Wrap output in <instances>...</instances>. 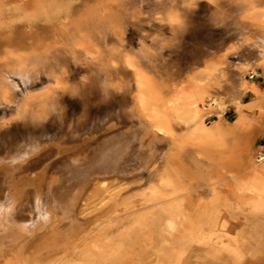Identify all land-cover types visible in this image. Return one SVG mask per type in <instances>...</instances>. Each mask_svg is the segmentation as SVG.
Wrapping results in <instances>:
<instances>
[{
  "label": "rangeland",
  "instance_id": "374dc122",
  "mask_svg": "<svg viewBox=\"0 0 264 264\" xmlns=\"http://www.w3.org/2000/svg\"><path fill=\"white\" fill-rule=\"evenodd\" d=\"M246 1L257 5L264 3V0H0V78L3 76V70L14 63V55H8L7 58V47L12 51L30 53L36 46H52L54 49L53 45L62 41L61 29L73 30L82 37L89 36V54L85 58L81 56L83 63L73 66L68 76L61 77V82L54 88L53 94L56 108L50 107L42 119L36 118L33 113L19 116L15 110L17 104L21 103L24 89L37 90L48 82V76L40 72L35 83H24L19 76H12L13 83H16L14 100L19 101L0 99V146L15 144L14 148L18 149L19 145L22 147L32 137L42 142L58 139L59 136V139L66 140L69 138L68 135L75 139L77 134L79 138L80 135L87 134L85 132L95 133L96 136L89 139L86 145L77 150L72 149L69 154L61 157L52 181L42 186L40 197L44 196L46 199L49 198V193H52L51 197L57 199L59 205L69 195L68 192L65 193L66 189H70L69 187L87 172L97 171L104 163L115 165L118 162L120 169L126 168L125 171L129 173L132 171L130 164L134 162L137 152L144 149L147 151L151 149L160 160L168 150L167 140L161 136L150 139L145 126L136 121L129 111L132 104L130 77L122 72L118 74L119 68L114 71L110 63L116 65L122 53L129 54L137 61L152 92L151 100L155 111L164 118L170 129L177 131V124L165 115L162 108L169 89L172 84L178 85L181 82L191 66L207 58L217 59L220 66L224 65L221 57L214 58L210 55L211 49L235 36L234 26L240 20ZM20 4H23L25 10L15 11V6ZM27 4H30V7ZM239 51L240 49L228 56L234 64L243 60L238 55ZM36 60L34 63L39 66V61ZM255 69L259 76L255 75L254 81L264 88L262 70L259 66ZM108 76L116 80L124 79L120 94H109L104 90V80ZM246 77L251 79L248 75ZM225 78L231 79L228 70L225 72ZM88 79L89 84L91 80L97 82V88L90 89L89 85V97L83 98L77 92L76 86L79 80ZM224 83L219 80V84ZM210 85L209 89L212 91L214 87H218L217 84ZM175 92L176 89H173V93ZM250 92L248 90L245 94L244 101L250 99ZM31 104L35 107L34 101ZM200 107L205 108L203 110L207 115V124L219 118L214 110L202 105ZM234 116V109L227 107L220 118L230 121ZM108 118L118 120L117 124L121 126L103 134L101 130L105 129V120L108 121ZM62 128L67 133L62 131ZM232 138L227 136L222 147L218 146L219 142H212L209 139L210 153L216 155L218 150L227 147L230 165L226 164L227 167L222 171L231 172L233 175L228 182L244 181L247 185L253 186L252 180L256 175L251 169H247L244 146ZM260 144H264V132H253L250 139L252 149ZM183 150L189 151L193 148L187 145ZM188 154V160L194 161V154ZM50 158L43 156L37 164L38 167H43ZM214 161L216 158L211 160L209 157L202 158L201 163H198L199 168L194 166L192 170L199 169L205 173ZM73 166L77 171L73 170ZM126 172L109 177L104 183L106 189L100 187V184L91 186L85 201L76 206L74 213L66 215L55 210V219L50 221L53 228L30 246L27 253L36 258L39 256L38 262L46 261L55 254L62 255L63 243L70 240V237L80 229L82 231L93 227L95 219H99L98 213L101 208L107 207L114 194L127 191L130 187L143 184L147 180L144 171L131 177L125 176ZM195 181L196 179L193 180L194 183ZM76 187L70 190L71 193ZM223 189L228 198L225 206L219 207L222 211L219 215L222 216L218 217V226H215L217 229H210L201 221L198 222L201 225L199 228L195 223L191 225L177 219L176 229L173 234H169L165 229L166 216L158 213L156 215L158 217L160 214V217L156 218L155 215L154 219L142 220L139 225L126 224L123 229L135 226L134 229L131 228L132 231L127 237L122 235L121 239L120 236L117 237L118 233L111 234L110 239L104 240L105 243L109 242L105 247L108 257L100 260L99 250L94 249L93 256H96V261L92 264H110L112 259L114 262L115 257L116 264H264V205H252L251 201L243 198L230 186ZM204 195L206 198L207 193L204 192ZM34 198L35 190L31 189L24 203L32 204ZM217 230H220V234ZM120 240L123 242V249L116 256L115 253L109 254L108 251L113 252ZM50 248L55 250L51 251ZM69 255L71 258L74 256L72 260H78L77 252H71ZM21 258L20 251L4 247L0 253V264H24V259Z\"/></svg>",
  "mask_w": 264,
  "mask_h": 264
},
{
  "label": "bare ground",
  "instance_id": "6f19581e",
  "mask_svg": "<svg viewBox=\"0 0 264 264\" xmlns=\"http://www.w3.org/2000/svg\"><path fill=\"white\" fill-rule=\"evenodd\" d=\"M28 6L30 7V4ZM14 10L24 11L25 8L23 4H20L15 6ZM234 29L236 31L234 37L227 41L223 40V43L221 42L211 49L210 55L214 58L216 56L221 57V62L224 65L220 66L217 59L209 60L207 58L191 66L181 82L178 85L172 84L169 89L168 97L163 101L162 108L165 115L177 124V131L170 129L165 124L164 118H161L159 113L155 111L151 100L152 92L146 84L137 61L129 54L122 53L116 65L110 63L114 71L119 68L118 74L122 72L130 77L132 104L129 111L136 118V121L145 126L150 139L161 136L167 140L168 150L161 156L160 160L151 149L149 151L144 149L137 152L134 162L130 164L132 171L129 173L125 171L126 168L120 169L118 162L115 165L104 163L97 171L87 172L69 187L70 189H66L65 193L68 192L69 195L59 205V202H56L58 200L51 197L52 193H49V198L40 197L41 188L48 181H52L55 172H57L56 167L60 165L58 164L60 158L69 154L72 149L77 150L86 145L89 139L96 136L95 133H81L79 138L77 137L78 134L75 135L74 133L75 139H71L68 135L71 141L69 138L66 139L67 141L59 139V135L58 139L54 138L42 142L30 137L29 141L26 140L28 143L23 141L25 145L22 147L19 145L20 148L18 149L14 148L15 144H11L14 145L13 148L12 146H0L3 147L0 149V253L4 247L16 249L22 254L21 259H24V264H92L96 261V256H93L94 249L99 250L97 251L100 260L101 258L105 259V256L108 257L105 247L109 245V242L105 243L104 240L110 239L111 234L116 232L118 233L117 237L122 235L127 237L142 220L148 218L152 220L158 213L166 216L165 229L169 234H173L176 229L177 219L191 223V225L195 223L196 226L199 225V228L201 227L199 221L208 225L210 229L216 228L215 226H218L219 221L218 217L221 215H219L221 211L219 207L225 206L228 198L223 191L224 187L230 186V188L237 190L243 198L251 201L254 206L264 205V153H261L259 145H256L255 149H252L250 145L253 132H264V88H261L254 81V76H259L255 69L257 66L261 68V76L264 79V3L257 5L254 2L246 1L240 20ZM61 33L62 41L53 45L54 49L52 46H36L33 50L35 54L29 51H12L6 46L7 58L8 55H14V63L9 64L11 66L3 70V76L0 78V99L16 101L14 100L15 95H13L16 86V83L14 84L12 81L14 75L19 76V79L24 83H35L40 72L48 76V82L37 90L32 91L30 88L31 91L24 89L23 93L21 92L23 94L21 95V103H16L17 107L15 106V111L18 112L19 116L33 113L36 118L42 119L50 107L55 109L54 88L61 82V77L68 76L73 66L83 63L82 58L89 54V36L82 37L81 34H76L73 30L67 29H61ZM238 49H240L238 55L243 60L234 64L228 56ZM35 60L39 61V66L34 63ZM226 70L231 73L230 80L225 78ZM246 75L251 79H248ZM123 80H116L112 76H108L104 80V90L109 94H120ZM219 80L225 83L221 85ZM210 84H217L218 87H214V91H212L209 89ZM89 85L90 89L97 88V82L93 80L90 84L89 79L78 81L76 89L83 98L89 97ZM173 89H176L175 93H173ZM248 90L251 91V97L244 101V96ZM32 101L35 102V107L32 106L34 105L31 104ZM200 105L214 110L219 118L207 124V115L203 110L205 108H201ZM227 107H232L235 111V116L230 121L220 118ZM106 121L105 129L101 130L103 134L121 126L119 123L117 124L118 120L109 119ZM61 130L63 131L64 128ZM227 136H231L232 139L243 144L248 163L247 169H251V172L256 175L252 180L253 186L247 185L244 181L228 182L233 178V175L230 171V173L222 171L227 167L226 164L230 165L228 162L230 153L226 150L227 147L218 150L216 155L210 153L209 139L212 142H219L218 146H224V140ZM187 145L192 146L193 150L184 151L183 148H186ZM188 153L194 154L195 159L192 162H195V165L188 160ZM43 156H50L51 158L40 168L37 164ZM206 157H209L210 160L216 158L207 172L204 173L199 169L193 171L192 168L194 166L199 168L198 163H201V159ZM60 163L62 162L60 161ZM73 170L77 171L75 166H73ZM142 171L146 173L147 180L143 184L130 187L127 191L114 194L111 202L107 203V207L101 208L98 213L99 219H95L96 223L93 227L85 228L82 231L80 229L71 237L70 233V240L66 239V243L62 242L63 249L62 252L60 251L62 255L55 254L54 257L46 261L39 260L38 262L39 256L36 258L27 253L30 246L42 239L43 234L45 232L47 234L53 228L50 226V221L55 219V210L62 214H72L75 212L76 206L83 203V200L85 201L91 186L100 184V187L105 188L104 183L109 177L122 175L124 172L127 173L125 176L131 177ZM194 179H196L195 183L193 182ZM74 187L76 188L71 193ZM31 189L35 190L33 203H24L28 199V193ZM204 192L207 193L206 198ZM47 206L48 209H46ZM158 217L156 215V218ZM128 223L133 225L136 223V225L123 229ZM219 231L217 230V232ZM36 246L38 245L36 244ZM115 246V249H111L113 252H108L109 254L115 253L116 256L123 249V242L120 240ZM60 247L57 246L58 249H61ZM50 250H55V248H50ZM43 252L45 254L46 250ZM71 252L78 253L77 261L72 260L74 256L69 257ZM115 259L114 262H116ZM111 261L113 262V259Z\"/></svg>",
  "mask_w": 264,
  "mask_h": 264
},
{
  "label": "built area",
  "instance_id": "2783aa9c",
  "mask_svg": "<svg viewBox=\"0 0 264 264\" xmlns=\"http://www.w3.org/2000/svg\"><path fill=\"white\" fill-rule=\"evenodd\" d=\"M259 146L261 147V153H264V144H260Z\"/></svg>",
  "mask_w": 264,
  "mask_h": 264
}]
</instances>
